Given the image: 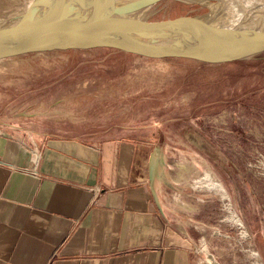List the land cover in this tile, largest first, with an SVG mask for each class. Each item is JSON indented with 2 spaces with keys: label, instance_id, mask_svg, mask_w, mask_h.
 I'll return each mask as SVG.
<instances>
[{
  "label": "rangeland",
  "instance_id": "1",
  "mask_svg": "<svg viewBox=\"0 0 264 264\" xmlns=\"http://www.w3.org/2000/svg\"><path fill=\"white\" fill-rule=\"evenodd\" d=\"M26 1L0 0V17ZM230 1L162 0L145 17L223 22ZM0 126L30 144L117 139L145 156L157 148L170 227L200 264H264V53L219 64L111 48L0 60Z\"/></svg>",
  "mask_w": 264,
  "mask_h": 264
},
{
  "label": "crops",
  "instance_id": "2",
  "mask_svg": "<svg viewBox=\"0 0 264 264\" xmlns=\"http://www.w3.org/2000/svg\"><path fill=\"white\" fill-rule=\"evenodd\" d=\"M148 156L117 139L32 145L0 126V264H200Z\"/></svg>",
  "mask_w": 264,
  "mask_h": 264
},
{
  "label": "water",
  "instance_id": "3",
  "mask_svg": "<svg viewBox=\"0 0 264 264\" xmlns=\"http://www.w3.org/2000/svg\"><path fill=\"white\" fill-rule=\"evenodd\" d=\"M162 0H27L0 17V60L21 55L111 48L149 59H188L208 64L264 53V15L233 25L183 14L148 19ZM159 158L148 156L152 181Z\"/></svg>",
  "mask_w": 264,
  "mask_h": 264
},
{
  "label": "bare ground",
  "instance_id": "4",
  "mask_svg": "<svg viewBox=\"0 0 264 264\" xmlns=\"http://www.w3.org/2000/svg\"><path fill=\"white\" fill-rule=\"evenodd\" d=\"M230 9V20L223 22L233 25H244L247 24L246 22L255 23L258 17L261 18L264 15V3L260 2V0H231ZM250 17L251 19L249 20ZM247 19L249 21H246ZM211 183L213 187L220 189L224 193L220 183L215 181Z\"/></svg>",
  "mask_w": 264,
  "mask_h": 264
},
{
  "label": "built area",
  "instance_id": "5",
  "mask_svg": "<svg viewBox=\"0 0 264 264\" xmlns=\"http://www.w3.org/2000/svg\"><path fill=\"white\" fill-rule=\"evenodd\" d=\"M32 145H34V143H32ZM32 151L34 155V163L37 165L40 162V157H41L40 150H38L36 147H33Z\"/></svg>",
  "mask_w": 264,
  "mask_h": 264
},
{
  "label": "trees",
  "instance_id": "6",
  "mask_svg": "<svg viewBox=\"0 0 264 264\" xmlns=\"http://www.w3.org/2000/svg\"><path fill=\"white\" fill-rule=\"evenodd\" d=\"M175 17V16H174ZM238 61V60H237ZM198 62V61H197Z\"/></svg>",
  "mask_w": 264,
  "mask_h": 264
}]
</instances>
